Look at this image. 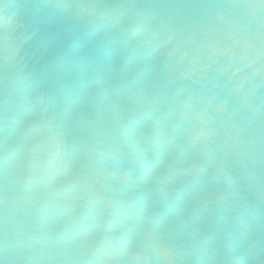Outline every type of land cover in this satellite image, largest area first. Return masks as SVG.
Wrapping results in <instances>:
<instances>
[{
  "label": "trees",
  "instance_id": "16d2710c",
  "mask_svg": "<svg viewBox=\"0 0 264 264\" xmlns=\"http://www.w3.org/2000/svg\"><path fill=\"white\" fill-rule=\"evenodd\" d=\"M141 3L0 0V248L156 200L199 264H264V212L152 19L128 25Z\"/></svg>",
  "mask_w": 264,
  "mask_h": 264
},
{
  "label": "water",
  "instance_id": "95a60500",
  "mask_svg": "<svg viewBox=\"0 0 264 264\" xmlns=\"http://www.w3.org/2000/svg\"><path fill=\"white\" fill-rule=\"evenodd\" d=\"M143 9L264 212V0H142Z\"/></svg>",
  "mask_w": 264,
  "mask_h": 264
},
{
  "label": "rangeland",
  "instance_id": "374dc122",
  "mask_svg": "<svg viewBox=\"0 0 264 264\" xmlns=\"http://www.w3.org/2000/svg\"><path fill=\"white\" fill-rule=\"evenodd\" d=\"M129 10L133 14L131 25H138L137 10ZM99 13H93V17ZM149 204L155 210L154 216L78 231L38 244L2 247L0 264H90L97 259L105 264L107 254L97 253L104 244L105 251L112 252L111 264H199L178 221L165 212L159 201Z\"/></svg>",
  "mask_w": 264,
  "mask_h": 264
},
{
  "label": "built area",
  "instance_id": "2783aa9c",
  "mask_svg": "<svg viewBox=\"0 0 264 264\" xmlns=\"http://www.w3.org/2000/svg\"><path fill=\"white\" fill-rule=\"evenodd\" d=\"M140 6V5H139ZM139 6H138V10H137V12H139V13H141V11L139 10ZM128 8H130L131 9V6L129 7L128 6ZM144 10V13H141V14H143V15H148V13H146V10L145 9H143ZM131 11V10H130ZM131 14H132V12H131ZM132 18H133V14L131 15V18H130V20L128 21V25H131V23H132Z\"/></svg>",
  "mask_w": 264,
  "mask_h": 264
},
{
  "label": "bare ground",
  "instance_id": "6f19581e",
  "mask_svg": "<svg viewBox=\"0 0 264 264\" xmlns=\"http://www.w3.org/2000/svg\"><path fill=\"white\" fill-rule=\"evenodd\" d=\"M146 10V13H149V11L147 10V9H145ZM150 13L153 15V13L150 11Z\"/></svg>",
  "mask_w": 264,
  "mask_h": 264
}]
</instances>
